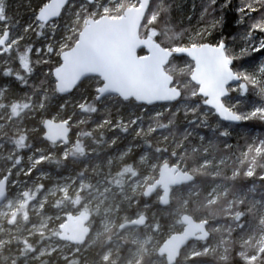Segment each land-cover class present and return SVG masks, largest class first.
<instances>
[{"label":"rangeland","instance_id":"374dc122","mask_svg":"<svg viewBox=\"0 0 264 264\" xmlns=\"http://www.w3.org/2000/svg\"><path fill=\"white\" fill-rule=\"evenodd\" d=\"M6 1V11L2 9L4 13L0 16V38L8 31L9 39L7 50L0 56V69L13 77L19 87L14 90L6 85L0 89V181L7 177V198L0 205V252L10 243L15 245L13 252L27 243L30 249L23 253L24 264L53 253L64 258L65 244L55 243L52 239L57 236L66 214L86 211L93 218L90 225L94 231L83 251L108 234L112 238H107L102 262L141 264V259L147 257L151 259V264H165L164 258L157 255V250L165 239L180 233L183 226L180 224L172 229L173 226L169 225L165 229L166 218L162 221L154 207L161 193L150 198H143L142 193L146 186L157 180L159 167L172 162V166L183 172L191 174L190 171H195L201 176L210 175L213 178L240 176L255 179L256 165L258 169L261 168L256 182L245 188L246 195L236 192L228 198L229 189L236 187L221 180L209 182L200 189L202 198H205V207L215 206L219 199L227 198V205L222 210L229 211L228 216L230 219L235 218L236 226L231 222L229 227L223 223L215 224L211 231L208 230L210 238L203 242L204 245H189L182 261L188 262L200 254L212 253H217L220 260L225 259L227 251L232 249L226 243L234 242L237 246L235 255L240 261L249 264L259 259L262 253L264 256V186L259 182L264 181V162L256 164L264 155V139L257 140L254 134L248 142V148L237 157L217 155L218 135L237 138L233 128L235 125L222 123L217 118L211 120L215 115L203 106V99L197 95V89L186 91L191 83L189 76L193 68L188 60L165 70L170 76L189 71L187 81L173 84L175 88L186 91L184 99L178 104L141 106L140 109H129L125 105L112 110L116 103L111 98L115 97H107L101 100L102 110L107 112L101 121L94 122L90 131L82 133L76 130L74 141L55 145L52 149L38 142L42 135L38 125L45 119L69 122L72 117L68 111L52 112L49 118L44 116L41 109L44 108L48 87L41 85L44 80L40 84L37 79H42L49 69L39 70L42 74L36 75L37 65L43 66L48 62V53L52 59L65 51L72 37L79 34L88 19L96 20L102 16L119 18L125 10V4L126 8L137 7L138 0H95L91 5L81 0L72 1L64 16L48 25L36 20L37 12L48 0H43L37 9L34 5L40 0H0V3ZM258 2L253 0L249 2L251 5L245 4L243 9H252L250 7ZM246 15L243 13L242 16ZM201 35V28L195 29L179 49L192 47ZM208 35L209 32L202 35L201 39L204 40ZM261 41H264V18L250 29L241 30L237 36L229 38L226 45V55L231 58L230 66L234 67V72L240 78V82L231 88L239 91L247 84L257 99L246 110L240 109L244 99H230L228 96L223 100L226 108L240 118V123L252 117L264 118V57L260 56L264 45ZM253 57H256L254 63H248ZM49 62L53 63L52 60ZM195 96L202 100V110L198 103L192 101ZM122 108H126L123 113ZM192 115L196 116L198 123L194 126L184 125ZM84 119V116L75 119L71 126L77 128L85 124ZM201 121H204V125L200 127ZM78 137L80 140H77ZM153 145L157 148L154 153L158 151L154 157L150 151ZM186 146L191 147L189 153L185 152ZM229 146L226 144L224 147ZM98 148L105 153L99 156ZM194 153L201 156L196 167L191 158ZM68 157L69 164L65 167L61 163ZM78 158L83 160L77 161ZM241 168H244L242 172ZM98 171L102 173L101 176L97 175ZM192 183L184 185L189 187L186 195L197 194ZM184 186L173 189L175 193L172 192L170 196L171 200L173 196L181 200L179 207L187 204L185 193L181 191ZM140 198L142 204L138 206ZM215 208L217 211L218 207ZM142 218L145 219L143 227L119 230V226L124 223ZM240 219L247 220L240 222ZM197 221L209 222L206 217H200ZM74 252H77L75 248Z\"/></svg>","mask_w":264,"mask_h":264},{"label":"water","instance_id":"95a60500","mask_svg":"<svg viewBox=\"0 0 264 264\" xmlns=\"http://www.w3.org/2000/svg\"><path fill=\"white\" fill-rule=\"evenodd\" d=\"M91 5L95 0H81ZM71 0H48L37 12L36 20L42 25L57 21ZM152 0H138L137 7L126 8L119 18L102 16L96 20L88 19L80 30L74 45L59 56V65L51 76L54 90L60 97L70 95L79 84L88 79L100 81L97 100L117 97L121 101L153 107L172 105L181 97L179 89L173 86V77L165 72L172 57H183L192 63L190 82L197 87V95L203 99V106L210 109L217 119L225 124L238 125L240 119L223 103L229 95L228 88L237 85L240 78L233 72L231 77L218 67V58L204 56L202 44L196 49L182 48L170 51L162 48L151 37L141 38L140 27L149 10ZM8 31L0 38V55L6 50ZM42 140L53 145L67 144L71 130L67 122H54L46 119L42 123ZM193 175L184 173L177 167L162 164L158 177L146 186L142 196L151 197L157 190L161 192L158 205L166 208L170 204L172 189L191 184ZM7 177L0 181V205L7 198ZM90 215L81 211L67 214L59 227L57 239L73 246H81L90 234L88 223ZM145 219L125 223L120 230L129 227H142ZM182 232L168 237L159 247L157 255L164 257L165 264H176L180 253L191 243L209 239L206 222H196L188 215L180 217Z\"/></svg>","mask_w":264,"mask_h":264},{"label":"trees","instance_id":"16d2710c","mask_svg":"<svg viewBox=\"0 0 264 264\" xmlns=\"http://www.w3.org/2000/svg\"><path fill=\"white\" fill-rule=\"evenodd\" d=\"M72 1H79V0H72ZM127 0H125L126 2ZM249 2H253V0H152L149 10L144 18V21L140 27L139 35L141 38L144 37H151L154 41H156L162 48L173 51L174 49H179L182 47L183 44L186 43V40L188 36H190L193 31L197 28H201L202 35L209 32V35L203 40L201 39L203 36L201 35L199 38H197L194 42L196 45L202 44V42H208L210 44H215L219 40L223 39L225 44L227 45L229 43V38L232 36H237L239 31L241 30H248L251 28L252 25L258 23L260 20L264 18V0H259L258 3H255V5H252L250 8L252 9H246L244 10L243 7L245 4L251 5ZM6 2H1V11L0 16L6 11ZM43 3V0H40L37 4L34 5V8H38ZM127 7V5L125 4ZM126 7H124L126 9ZM4 10V12L2 11ZM66 11V8L63 10L61 14V18L64 16V13ZM35 11L32 12V15H34ZM153 13V18L151 17V14ZM243 13H246L247 15L243 17ZM223 17L226 20H231V27L229 29H224L220 24V19ZM243 17V18H241ZM152 18V19H151ZM151 19V20H150ZM40 28H42L40 26ZM77 28L80 29V26H77ZM253 33V31H252ZM255 33V32H254ZM257 33V32H256ZM255 33V34H256ZM77 38V34L72 37L71 41L69 42V45L64 50L70 49L73 44L75 43ZM202 41V42H201ZM50 55L46 56V58L49 60H52L53 63H50L49 60L47 63H45L43 66L37 65L36 75L40 73V71L44 68L49 69V73L43 76L42 79H37V81L40 83V81L44 80V83H40L42 86L48 87V91L46 94V97L44 99V108H42V113L46 118H49L52 114V112L59 111L60 113H65L66 111L71 113L72 121L70 120L67 122L71 129V135L69 141H74V134L76 130L81 131L84 133V131H90L92 125L94 122H99L102 120V118L105 116L107 111L102 110L103 104H101V101L97 100V89L100 86V81L96 78H88L84 81H82L79 86L68 96L66 97H60L54 90V82L51 76L52 70L59 65V58L58 56H54V58H50ZM256 60V57H253L248 60L250 62L248 63H254ZM186 62V59L183 57L176 58L172 57L168 63V65L165 67V70L170 66H179L182 63ZM192 64H190L191 67ZM233 66H231V69L233 70ZM40 70V71H39ZM234 71V70H233ZM188 72L184 70L183 72L179 73L178 75L175 74L173 77V84L179 83L182 84L183 82L188 80ZM235 73V72H234ZM42 74V72L40 73ZM39 74V75H40ZM236 74V73H235ZM237 75V74H236ZM32 80L33 77H30ZM243 82V81H242ZM6 85H9L12 89L15 90L16 87H19L18 83L14 82V78L9 76L8 73L3 72L2 69H0V89L4 88ZM40 85V88L42 86ZM197 88L190 83V85L187 88V92L189 91H195ZM251 87L247 84H244V88L240 89L239 91H236L232 88H229V98H238V99H244V104L240 107L241 110H246L247 107H249L251 104L255 103L256 97L254 96V91L250 90ZM181 91V97L180 99L172 104V106L179 103L180 100L184 99V95L186 94V91ZM112 101H115L116 105L112 106V110L116 108L117 106H125L127 105L129 108L133 107L136 109H140L141 105H138L134 103L133 101H121L119 98H111ZM6 101V98L4 99V102ZM192 101L198 103L199 108L202 110V100L195 96L192 98ZM203 103V102H202ZM225 104V103H224ZM126 108H122L121 113L126 111ZM239 110V109H238ZM113 112V111H110ZM85 117V124L74 128L72 127V122L77 118ZM63 117H66V115H63ZM196 116L192 115L187 118V122L184 123V125H191L194 126L198 121H196ZM216 119V116L212 117L211 120ZM25 123V122H23ZM200 127L204 125V121L199 122ZM234 130L236 131L235 135L236 137H230V136H220L218 135L219 143H218V149H217V155L224 156L228 155L229 157H237L240 152L248 148V142L250 139H252L253 135L256 134L257 140H263L264 139V118L263 117H252L250 120L241 122L238 125L233 126ZM39 132H42L41 125H39ZM204 132V131H203ZM244 132V134H243ZM36 139H33V143ZM77 140H80V137H78ZM38 142H41L42 146L47 149H52L53 145L47 144L42 142L41 138H38ZM188 142V141H186ZM32 144V143H30ZM226 144H230L229 147H224ZM185 146V144H183ZM61 148V147H60ZM225 148V149H223ZM99 149V150H98ZM97 152L99 151V156L103 155L105 151L101 148H98ZM150 149V148H149ZM157 149V148H156ZM155 145L151 148V155L153 153V157L155 156ZM191 150L190 146L185 147V152L189 153ZM74 153V151H72ZM195 154V153H194ZM78 155V154H76ZM194 160V167L196 165H199L200 158L198 154H195L191 157ZM70 157L67 159H64V161L61 164H64L65 167L69 164ZM83 159L78 158L77 161H82ZM51 160H49L50 162ZM261 161L264 162V155L258 159L256 164ZM170 163V161H169ZM172 162L170 163V165ZM261 167V166H259ZM52 168V167H49ZM75 168V167H74ZM245 168V167H244ZM244 168H241V172L244 170ZM77 169V167H76ZM261 168L258 169L256 165V177L259 174ZM191 174L194 177V181L192 184H194V192H197L196 195L190 196L186 195V191L189 187H182L181 191L185 193L184 199L187 201V204L183 207H179L181 200L176 199L174 196L172 197L171 203L169 207H167L165 210H160L158 205L155 203L154 207L157 212H159V217L162 221H165L163 219L166 218V228H168L169 225H172V229L174 227L180 225L179 223V217L183 214H186L193 219L197 220L200 217H206L209 222L208 223V230L211 231L212 227L215 224L223 223L224 225H227L226 227H229L231 223L233 226H236V221L234 219H230L228 216L229 211L228 210H222V207H225L227 205V198L219 199V203L215 206L218 207V210L216 211V208L214 205H208L205 207V198L202 193H200V189L203 188V186L207 185L209 182H213L214 180H221L228 183L230 186L234 185L236 187L235 189H229V196L228 198H231L234 193L239 192L240 195L245 191V188L248 187L250 184L253 185L256 182V177L253 179V177H247L244 179V177H236V178H213L212 176H201L197 174L195 171H190ZM210 174V173H209ZM97 175L101 176L102 173L100 171L97 172ZM261 183V186H264V181H259ZM259 183V184H260ZM174 192V191H172ZM171 192V193H172ZM175 193V192H174ZM244 195L245 192L243 193ZM264 193H262L263 195ZM249 196V192L247 194ZM247 196L244 200L247 199ZM183 199V200H184ZM183 202V201H182ZM142 204V199L140 198L138 200V206ZM176 206H178L176 211H172ZM158 215V216H159ZM166 215V217H165ZM150 220H153L152 218H149ZM247 220V219H245ZM244 219H240V222L245 221ZM231 222V223H230ZM171 229V230H172ZM212 234V233H211ZM110 235H105L99 238L98 241H96L93 245H90L86 250H82V247L75 248L77 252H74V247L70 245L66 246V252L63 254L65 255L64 258L57 257L55 253L43 257L38 261H31L28 264H108L105 262H102L101 258L103 255L104 250L106 249L107 245V238ZM109 238H112L110 236ZM53 242L59 243L56 238L52 239ZM90 238L86 241L85 245H88L90 243ZM199 247L203 246V243H198ZM226 245L231 246L229 251H227V256L225 259H219V256L217 253L212 254H200L188 262L182 261V256L185 251V249L181 252L180 258L176 262V264H247L246 262L240 261L238 257L235 255V248L236 243H226ZM14 244L10 243L6 245L2 251L0 252V264H24V256L23 253H27L29 250V244L23 243V245L18 249V251L13 252L14 250ZM263 256H260L259 259L256 261H253L249 264H264V258L263 261L261 260ZM264 257V256H263ZM141 264H151V259H147V257H143L141 259Z\"/></svg>","mask_w":264,"mask_h":264},{"label":"snow or ice","instance_id":"6c2138e0","mask_svg":"<svg viewBox=\"0 0 264 264\" xmlns=\"http://www.w3.org/2000/svg\"><path fill=\"white\" fill-rule=\"evenodd\" d=\"M220 24L224 29H229L231 27V20H226L223 17L220 19ZM261 44L264 45V41H261ZM193 49L197 48V45H192ZM180 51V49H177ZM228 47L226 46L223 39L219 40L215 45H204L201 47V53L204 56H215L218 58V67L227 77H231L233 73L231 72L228 65L231 63V58L226 55ZM258 51H260L258 49ZM260 56L264 57V51H260Z\"/></svg>","mask_w":264,"mask_h":264},{"label":"flooded vegetation","instance_id":"af4514ba","mask_svg":"<svg viewBox=\"0 0 264 264\" xmlns=\"http://www.w3.org/2000/svg\"><path fill=\"white\" fill-rule=\"evenodd\" d=\"M71 2H72V0H71ZM70 2V3H71ZM67 8V7H66ZM1 56V55H0ZM46 120V119H45ZM43 123V122H42ZM39 126V125H38ZM70 127V126H69ZM41 129H42V124H41ZM71 130V129H70ZM42 135H43V130H42ZM42 135H41V140H42ZM71 135V134H70ZM69 139H70V136H69ZM42 142H44L43 140H42ZM70 141H68V143H69ZM44 143H46V142H44ZM67 143V144H68ZM47 144H49V143H47ZM50 145H53V144H50ZM63 145V144H62ZM66 145V144H65ZM53 146H55V145H53ZM5 178V177H4ZM6 186H7V183H6ZM144 191V190H143ZM158 192H160L159 190H157L156 192H155V194L153 195V196H151V197H154ZM171 196V195H170ZM143 197V196H142ZM143 198H145V197H143ZM148 198H150V197H148ZM160 199V198H159ZM159 201V200H158ZM170 203H171V198H170ZM157 205H158V202L156 203ZM170 205V204H169ZM158 207L161 209V210H165L166 208H161L159 205H158ZM169 207V206H168ZM86 212V211H85ZM80 213V212H79ZM88 213V212H87ZM68 214H78V213H68ZM89 215H90V221H89V223H88V226H89V228H90V234H89V236L87 237V239H86V241L90 238V240H91V235L93 234V227L90 225V223H91V221L93 220V218L91 217V214L90 213H88ZM67 215V214H66ZM183 215H186V214H183ZM182 216V215H181ZM180 216V217H181ZM180 217H179V222H180ZM193 219V218H192ZM65 220V219H64ZM194 221H196V222H202V221H197V220H195V219H193ZM130 222H133V221H130ZM203 222H206L207 223V221H203ZM126 223H129V222H126ZM125 224V223H124ZM181 224V223H180ZM182 225V224H181ZM144 226V225H143ZM142 226V227H143ZM183 226V225H182ZM120 227V226H119ZM129 228H135V227H129ZM139 228H141V227H139ZM127 229V228H126ZM120 230V229H119ZM124 230V229H123ZM207 231H208V223H207ZM209 232V231H208ZM58 234H59V228H58ZM57 234V235H58ZM210 234V233H209ZM54 238H56V240L59 242V243H63V244H67V245H70V246H73V245H71V244H68L67 242H62V241H59L58 239H57V236L56 237H54ZM210 238V237H209ZM208 240V239H207ZM206 240V241H207ZM86 241H85V243H86ZM85 243L83 244V245H81V246H73L74 248H77V247H85V246H87V245H85ZM196 243H203V242H196ZM192 244V243H191ZM190 244V245H191ZM30 249V248H29ZM158 251V250H157ZM180 255H181V253H180ZM160 257V256H159ZM164 258V257H163ZM180 258V257H179ZM165 260V259H164ZM178 261V260H177Z\"/></svg>","mask_w":264,"mask_h":264},{"label":"bare ground","instance_id":"6f19581e","mask_svg":"<svg viewBox=\"0 0 264 264\" xmlns=\"http://www.w3.org/2000/svg\"><path fill=\"white\" fill-rule=\"evenodd\" d=\"M244 195V194H243ZM188 247L185 248V250L187 249Z\"/></svg>","mask_w":264,"mask_h":264}]
</instances>
